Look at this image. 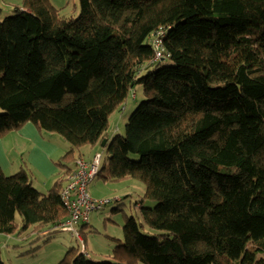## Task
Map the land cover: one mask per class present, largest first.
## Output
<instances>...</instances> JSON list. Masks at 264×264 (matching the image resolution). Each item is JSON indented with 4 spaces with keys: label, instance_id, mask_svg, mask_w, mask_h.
<instances>
[{
    "label": "trees",
    "instance_id": "trees-1",
    "mask_svg": "<svg viewBox=\"0 0 264 264\" xmlns=\"http://www.w3.org/2000/svg\"><path fill=\"white\" fill-rule=\"evenodd\" d=\"M79 8L67 18L49 0H23L0 22V137L32 123L71 147L48 193L25 163L9 176L0 167V235L61 231L68 176L84 148H102L99 175L108 164L106 179H138L158 203L140 208L143 224L126 219L115 263L78 248L59 264H264V0ZM158 30L164 57L155 61ZM136 85L146 100L125 134L109 138L111 115ZM144 225L158 233L143 234Z\"/></svg>",
    "mask_w": 264,
    "mask_h": 264
},
{
    "label": "rangeland",
    "instance_id": "rangeland-1",
    "mask_svg": "<svg viewBox=\"0 0 264 264\" xmlns=\"http://www.w3.org/2000/svg\"><path fill=\"white\" fill-rule=\"evenodd\" d=\"M23 0H0V22L15 15L16 7L21 6ZM60 14L67 18H77L80 15L79 0H49ZM162 64L169 66L170 59H164ZM146 100L143 87L136 85L124 104L123 111L113 113L109 119V138L115 135H124L126 124L130 116L136 111L142 101ZM3 111L0 109V114ZM49 133V132H47ZM54 134V133H53ZM60 140L62 151L53 156V164L57 171V179L63 176L64 166L68 162L66 155L70 150L69 143ZM50 141V137H45ZM85 159L93 158L96 152L102 153L101 166L107 157L106 150L96 148H84ZM76 155V154H75ZM77 156V155H76ZM132 160L139 157L130 155ZM22 163V164H21ZM26 164L33 172L35 167L27 159V154L19 157L17 172L23 164ZM47 166V165H46ZM47 172L51 173V167L47 166ZM37 167L39 168L38 164ZM40 169V168H39ZM55 170V169H54ZM109 166L106 164L102 175L97 176L88 186V192L92 198L97 200H110L101 210L92 214L89 227L85 228L82 241L77 240L69 232L54 231L46 229L42 233H20L19 235H0V257L4 264H59L71 249L86 248L88 258L95 259L96 263L111 261L115 263L113 254L120 242L124 241V225L126 219L134 218L138 224H143L140 208H155L158 201L145 199L146 185L135 178L122 181H111L109 177ZM13 175V174H12ZM9 176V175H8ZM55 180V182L57 181ZM53 186H49V190ZM47 191V190H46ZM140 205V207H139ZM18 227H22L19 214L16 215ZM140 231L146 235H154L158 232L147 226H140ZM30 234V235H29Z\"/></svg>",
    "mask_w": 264,
    "mask_h": 264
},
{
    "label": "crops",
    "instance_id": "crops-1",
    "mask_svg": "<svg viewBox=\"0 0 264 264\" xmlns=\"http://www.w3.org/2000/svg\"><path fill=\"white\" fill-rule=\"evenodd\" d=\"M54 134L40 132L34 124L28 123L20 130L12 131L1 136L0 167L7 175L15 174L18 168L17 163L19 157L27 154V159L31 161L33 164L32 166L35 167V172L34 174L32 173L34 177V186L40 192L48 193L49 186L54 187L56 183L55 180L57 179V171L53 164V156L58 153L61 154L62 151V147H60L62 144L60 140L55 138ZM45 137H50V141L46 140ZM59 139L63 140L61 137ZM90 159L91 158L87 160ZM37 164L40 169L37 167ZM46 165L49 167L52 166L51 173L50 168L49 172H47L45 168ZM92 260L94 261L95 259Z\"/></svg>",
    "mask_w": 264,
    "mask_h": 264
},
{
    "label": "built area",
    "instance_id": "built-area-1",
    "mask_svg": "<svg viewBox=\"0 0 264 264\" xmlns=\"http://www.w3.org/2000/svg\"><path fill=\"white\" fill-rule=\"evenodd\" d=\"M162 30L155 32L151 38L154 49V60L164 57L162 49ZM102 154L97 152L91 160L80 158L76 161L75 170L68 176V180L61 192V198L69 217L55 226V229L69 232L82 241L80 226L90 221L92 214L101 210L110 200H97L88 192L89 184L99 175ZM85 252V248L83 249Z\"/></svg>",
    "mask_w": 264,
    "mask_h": 264
},
{
    "label": "water",
    "instance_id": "water-1",
    "mask_svg": "<svg viewBox=\"0 0 264 264\" xmlns=\"http://www.w3.org/2000/svg\"><path fill=\"white\" fill-rule=\"evenodd\" d=\"M107 143V140H104V142L102 143V147H104Z\"/></svg>",
    "mask_w": 264,
    "mask_h": 264
},
{
    "label": "clouds",
    "instance_id": "clouds-1",
    "mask_svg": "<svg viewBox=\"0 0 264 264\" xmlns=\"http://www.w3.org/2000/svg\"><path fill=\"white\" fill-rule=\"evenodd\" d=\"M96 153H97V152H96ZM96 153H95V154H96ZM99 153H100V152H99ZM101 154H102V153H101ZM90 160H91V159H90ZM98 176H99V175H98ZM84 248H85V247H84ZM82 252H83V251H82ZM85 252L87 253L86 249H85Z\"/></svg>",
    "mask_w": 264,
    "mask_h": 264
}]
</instances>
